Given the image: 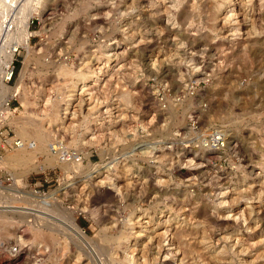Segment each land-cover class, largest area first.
Here are the masks:
<instances>
[{
    "label": "rangeland",
    "instance_id": "374dc122",
    "mask_svg": "<svg viewBox=\"0 0 264 264\" xmlns=\"http://www.w3.org/2000/svg\"><path fill=\"white\" fill-rule=\"evenodd\" d=\"M226 1L47 0L41 16L26 11L18 30L30 55L21 42L16 78L24 61L29 69L21 96L10 90L7 127L20 138V125L35 127L81 161L51 163L37 141L42 170L14 168L2 159L16 151L2 154L0 177L13 179L0 186V259L165 264L158 249L170 242L181 264H264V0H240L234 27L217 11ZM122 43V55L101 61ZM88 66L103 81L89 84L92 100L78 94L63 110L70 74ZM239 210L237 222L220 219ZM149 215L159 230L169 225L160 245L143 248L141 237L123 251ZM14 247L24 248L16 261Z\"/></svg>",
    "mask_w": 264,
    "mask_h": 264
},
{
    "label": "bare ground",
    "instance_id": "6f19581e",
    "mask_svg": "<svg viewBox=\"0 0 264 264\" xmlns=\"http://www.w3.org/2000/svg\"><path fill=\"white\" fill-rule=\"evenodd\" d=\"M155 2V1H154ZM50 3V2H49ZM149 3L154 4L153 0H149ZM148 3V4H149ZM246 3V2H245ZM248 3V2H247ZM246 3V4H247ZM240 4V0H227L224 4L220 3L218 6L217 11L219 13H224L222 16V21H224V24H226V22H231L232 20L234 21L236 14H238L237 8L238 5ZM48 5L47 0H22L21 2H19V0H0V98H2L3 96H15V93H12L10 90H15L17 91V93L20 94L21 96V89L23 87V79L25 77V74L27 73L28 69H29V65L26 63V61H24L23 66L20 70L19 76L18 78H16L15 82L16 85H8L6 83H4L3 79H4V71H3V66H5L10 60L13 59V55L14 52L17 50V47L20 46V43L23 42L22 44H24V46L27 47L28 49V55L26 57V59L29 57L30 53V47L28 46L27 43H25V40H23V32H21L23 29H19L21 31L18 30V26L21 27L19 24H23L25 23V19H26V11H28V9L30 10V12H33L30 14L29 17H31L32 14L36 13L38 14V16H41V13L44 12V9H46V6ZM148 6V5H147ZM48 10V9H47ZM45 18V17H44ZM244 18V17H243ZM43 19V18H42ZM47 19V18H46ZM240 19V18H239ZM238 21L237 19L235 20V22ZM27 23V22H26ZM233 24V25H232ZM230 25H232L234 27V22L230 23ZM26 25H23L22 27H25ZM229 26V25H228ZM237 26V25H236ZM27 27H25V30ZM236 29V27H235ZM232 30V29H231ZM135 31V30H134ZM140 31V30H138ZM137 31V32H138ZM31 32V31H30ZM132 32V31H131ZM230 32V31H229ZM233 31H231L230 33H232ZM235 32V31H234ZM229 33V34H230ZM135 35V34H134ZM132 33H129V35L126 36V42L128 43L130 39L135 38ZM227 35V34H225ZM25 36L27 39L28 36V32H25ZM114 39H117L114 38ZM125 39V38H124ZM117 41V40H114ZM118 43V42H117ZM134 43V42H133ZM115 44V43H114ZM144 44V43H143ZM123 43L121 46L117 45L116 47H110L107 48L103 51L102 55L99 57L101 59V61L103 60H107L106 62H108V60H110L111 58L113 59L114 55H118L121 54L125 51V49L123 48ZM111 46V45H110ZM132 46H136V45H132ZM130 47V46H129ZM25 48V47H24ZM121 49V50H120ZM120 50V52L118 51ZM116 59V58H115ZM154 62V61H153ZM105 63V62H104ZM101 64V63H100ZM103 65V64H102ZM86 69V68H85ZM79 70V69H78ZM69 71V70H68ZM68 74H70L69 72H67ZM74 73V72H73ZM71 75L70 78H74L71 82V88L69 90H67L68 94L65 95L67 97L66 101L64 102L65 107L63 108V110H67V109H71L72 106L69 105L70 101H73L74 99L76 100L78 94H83V95H92V92H90V88H92V86H89V84H91L92 82H96V81H103L104 78H101V75L104 73L101 69L100 66L97 67H89L86 70V73H82V74H77L78 76H72ZM76 74V73H75ZM100 75V76H99ZM66 76V75H65ZM66 83V82H65ZM14 86V87H12ZM76 92V93H75ZM78 92V93H77ZM95 92V90L93 91ZM96 95V94H95ZM76 96V97H75ZM90 96L88 98H90ZM97 96V95H96ZM95 96V97H96ZM75 97V98H74ZM80 98V97H79ZM85 98V97H84ZM87 99V98H86ZM91 99V98H90ZM92 100V99H91ZM87 101V100H86ZM89 102V101H88ZM91 102V101H90ZM78 103V102H77ZM81 103V101H80ZM75 106V105H74ZM91 107V106H90ZM89 109V108H88ZM94 109V108H93ZM75 110V109H74ZM76 111V110H75ZM74 111V112H75ZM72 112V111H71ZM65 113H69V111H65ZM100 113V112H99ZM109 113V112H108ZM85 114V113H84ZM122 114V113H121ZM60 115V114H59ZM74 116V113L72 114ZM99 116V115H98ZM72 117V116H71ZM56 119V118H55ZM97 119V118H96ZM79 121V120H78ZM30 124V123H29ZM74 124V123H73ZM72 124V125H73ZM77 126V125H76ZM39 127V126H36ZM41 129V128H39ZM87 129V128H86ZM89 130V128H88ZM41 132V131H40ZM18 133L21 135L22 139H26L27 136L29 134H34L36 139H34L33 141L35 142V144H37V142L39 143V149H45V150H51V144L49 145V143L47 144V142H51L50 139H48V137H46V135L44 136V134H39V131L37 128L35 127H31L30 125L26 124V125H20L19 126V131ZM91 139V138H90ZM49 140V141H48ZM37 141V142H36ZM46 144V145H45ZM145 145V144H144ZM36 146V145H35ZM34 146V148H35ZM33 148V149H34ZM48 148V149H47ZM23 150V149H18L16 150L15 153H11L9 155H7L5 158L2 159V162L4 164H10L12 165V167L14 168H24L25 172L27 171H31V170H42L46 165L44 163L40 164L35 162L34 160H32V158L34 157V152H32V150ZM38 150V149H36ZM47 151V153H48ZM8 153V152H7ZM209 157V156H208ZM59 158V155L57 154V152H53L49 158V162H55L57 161V159ZM207 159V158H206ZM199 161V160H198ZM207 162V161H206ZM47 163V162H46ZM201 162H198V164L200 165ZM64 166H68L70 164L64 162V164H62ZM203 165V164H201ZM207 165V164H206ZM79 164L74 163V166H72V168H78ZM95 168H97V165L94 166ZM195 167V166H194ZM197 168H199L198 166H196ZM195 167V168H196ZM202 167V166H200ZM68 168H71L70 166ZM71 168V169H72ZM194 168V169H195ZM200 169V168H199ZM196 171V170H195ZM194 173V172H193ZM191 177H188L186 180L190 181ZM108 180V179H107ZM134 181V180H133ZM158 180H156L157 182ZM161 181V180H159ZM164 180H162L163 182ZM101 182V181H100ZM132 182V181H130ZM161 182V183H162ZM129 183V181L127 182V184ZM135 183V182H133ZM132 183V184H133ZM157 185V183H155ZM207 184V183H206ZM130 185V184H128ZM126 185V186H128ZM155 185V186H156ZM115 186V185H114ZM15 193V192H14ZM224 192H222L223 195ZM221 194V193H220ZM12 198H15L14 195H12ZM18 198V197H16ZM250 198V197H249ZM43 202V201H42ZM218 206L215 207V209L220 208L221 206V202L217 203ZM48 205V204H47ZM51 205V204H49ZM261 205V204H260ZM250 207V206H249ZM246 209V208H245ZM252 210V209H251ZM14 211V210H12ZM240 211V210H239ZM263 211V210H262ZM243 212V211H242ZM241 211L240 212H227V213H222L221 214V218L224 221H231V222H237L239 221L240 217L241 219L244 218L243 213ZM250 212V211H249ZM250 214V213H249ZM242 215V216H240ZM243 217V218H242ZM254 217V216H253ZM250 218V215H249ZM255 218V217H254ZM258 218V217H257ZM253 219V218H252ZM4 220H7L4 218ZM9 220V219H8ZM72 221V220H71ZM139 221V220H138ZM155 222L154 217L152 216H148L147 219H145V221L139 222V228L138 230L134 231V243H128L126 244L125 248L123 251L127 250L128 248L131 249V247L135 246L137 241H141V237H145L142 239L140 245L144 248H150V246L153 245V243L155 244L156 240L158 241V239H163L165 234H166V229L168 228L169 225L165 226V230L161 231L159 230V228L157 227L158 225H153L152 223ZM245 222V221H244ZM5 223V222H4ZM72 224V223H71ZM74 225V222H73ZM259 225V224H258ZM0 226L1 225L0 223ZM10 226V225H9ZM23 226V225H22ZM244 226V224H243ZM257 226V225H256ZM255 226V227H256ZM5 227V226H3ZM252 227V226H251ZM262 227V226H261ZM1 228V227H0ZM71 228V227H70ZM76 229L78 230V227L74 225V227H72V229ZM246 231L244 232V234H247L248 232H251V230L249 229L250 227H246ZM20 229V227H19ZM25 229V226H24ZM22 228L20 232H23L25 234V231ZM256 229V228H254ZM40 231L35 232V234H38ZM168 232V231H167ZM177 232V230H176ZM175 232V233H176ZM236 232V231H235ZM240 232L239 230H237V233ZM49 233V232H48ZM253 233V232H252ZM41 234V233H40ZM173 234V233H172ZM171 235V234H169ZM204 235V234H203ZM21 236V235H20ZM18 235V237H20ZM172 236V235H171ZM170 236V237H171ZM46 237V236H45ZM174 239V236H172ZM44 238V237H43ZM140 238V240L138 239ZM167 238V237H165ZM18 239V238H17ZM21 239V238H20ZM46 239V238H44ZM171 240V239H170ZM182 240V239H181ZM180 241V240H179ZM261 241H264L261 240ZM237 242V241H236ZM25 243V242H24ZM164 243V242H163ZM161 246L164 245V247H159L160 249H158V254L161 255L162 257V262H164L165 264H181L182 263V258L179 259L178 257H176V252H175V248L174 247H170L172 244L170 242L164 243ZM178 243V242H177ZM180 243V242H179ZM178 243V244H179ZM23 244V243H22ZM40 244V243H39ZM160 245V242L158 241V243ZM175 244V243H174ZM177 244V245H178ZM159 245H155L156 247ZM165 245L167 246V248L165 247ZM19 247V246H18ZM181 247V246H179ZM134 248V247H133ZM19 249V248H18ZM16 248V250H13L15 253L13 254V260L16 261L18 260L23 252H24V248L18 250ZM151 249V248H150ZM206 249V248H205ZM129 250V249H128ZM133 250V249H132ZM242 250V249H241ZM142 251V250H141ZM146 251V250H145ZM130 253V252H129ZM132 253V252H131ZM242 253V252H241ZM126 254V253H125ZM142 254V253H141ZM157 254V253H156ZM132 255V254H131ZM125 257H127L126 255H124ZM183 256V255H182ZM23 257V256H22ZM141 257V256H140ZM143 257V256H142ZM154 257V256H153ZM129 258V257H128ZM131 260V259H130ZM128 260V261H130ZM145 260V259H144ZM180 260V261H179ZM130 263V262H129ZM231 263V262H229ZM0 264H13L7 261V259L1 258L0 259Z\"/></svg>",
    "mask_w": 264,
    "mask_h": 264
},
{
    "label": "built area",
    "instance_id": "2783aa9c",
    "mask_svg": "<svg viewBox=\"0 0 264 264\" xmlns=\"http://www.w3.org/2000/svg\"><path fill=\"white\" fill-rule=\"evenodd\" d=\"M16 51L14 52L13 59L3 66V71L5 74L3 81L8 85L14 82L16 78ZM14 98V96L7 95L0 98V158L2 157L3 153L16 151L18 149L31 150L35 146V142L33 140H27L18 137L14 133L12 134L11 130L7 127V120L9 119L12 112L16 109V107L12 106V101ZM218 138L219 137L217 136V139ZM217 139L215 141H217ZM65 147L66 144H64L61 139H55L51 144V151L57 152L63 161H81L80 156L73 149ZM4 179L10 181L13 179V176L10 173H6L4 178L0 177V186H2ZM33 191L37 192L36 190ZM12 250H16V247H14V249L12 248Z\"/></svg>",
    "mask_w": 264,
    "mask_h": 264
}]
</instances>
